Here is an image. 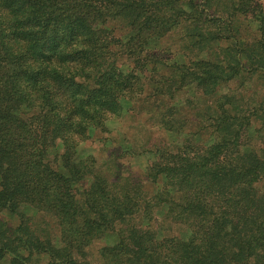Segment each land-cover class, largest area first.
<instances>
[{
  "label": "trees",
  "instance_id": "trees-1",
  "mask_svg": "<svg viewBox=\"0 0 264 264\" xmlns=\"http://www.w3.org/2000/svg\"><path fill=\"white\" fill-rule=\"evenodd\" d=\"M0 264H264V0H0Z\"/></svg>",
  "mask_w": 264,
  "mask_h": 264
},
{
  "label": "rangeland",
  "instance_id": "rangeland-1",
  "mask_svg": "<svg viewBox=\"0 0 264 264\" xmlns=\"http://www.w3.org/2000/svg\"><path fill=\"white\" fill-rule=\"evenodd\" d=\"M176 37H172L170 39V43L174 41ZM176 58H179V57H176ZM237 83H233L232 86H235ZM222 91H226L225 88L222 89ZM144 115H142L141 117V122L144 120ZM137 120V121H135ZM113 122L109 124V127L112 128L113 130L112 131H115L114 132V136L117 135V132L120 131V132H123L125 133L127 138H129L128 140H131L132 141V135L131 134H135V136L138 138V140L142 139V132L143 131H137L135 132L133 130V128L129 129V130H126L128 125L130 124H133V122H135L134 124H137V123H140V119L136 116H134L133 114H123V117H120V118H113L112 120ZM137 122V123H136ZM146 126V125H145ZM126 131V132H125ZM154 137L155 140H153L152 142H150V145L149 148L152 149V152H154V148L158 145H163L164 143H174V142H179L181 140V138L183 137L182 134H172V133H169V132H166L164 130H154ZM143 135H148L147 132H143ZM158 135V136H157ZM197 142L200 141V138L199 137H196L195 139ZM102 145L100 142L98 141H86V142H83L82 145H80L79 147V155L78 157H80L81 155H87V154H93V155H96L98 158H102L104 159V153L101 152L102 150ZM104 147H106V145H104ZM125 150V153H124V157L122 158V163L124 165L123 168H119V172L120 174H123L125 176H132L135 180L138 181V177H139V174L145 169V167H147L149 165V163L152 162L153 160V157L151 155V153H147V152H143V153H140V152H134V153H131L128 149H124ZM128 150V151H127ZM134 150V148H133ZM139 151V150H137ZM101 152V153H99ZM263 184V183H262ZM262 186V185H261ZM21 210L24 211V213L27 215V216H30V217H35V223L37 226H39V230L41 232H44V228H50L49 230L51 231L50 233L53 234L54 233V228L52 225H47L46 222V218L41 216V215H38L36 213V211L33 209V208H30L28 206H23L21 207ZM157 218L160 219L159 215L156 216ZM15 221V219H14ZM36 227V226H35ZM112 238L111 237H108V238H105L103 240V242L105 243H109L111 242ZM102 244V242H97L95 243V245H93L91 248L89 247V258L90 259H94V258H97V250H98V247Z\"/></svg>",
  "mask_w": 264,
  "mask_h": 264
}]
</instances>
